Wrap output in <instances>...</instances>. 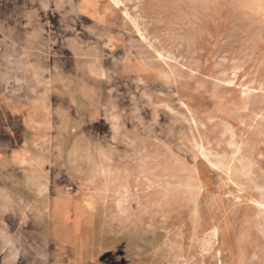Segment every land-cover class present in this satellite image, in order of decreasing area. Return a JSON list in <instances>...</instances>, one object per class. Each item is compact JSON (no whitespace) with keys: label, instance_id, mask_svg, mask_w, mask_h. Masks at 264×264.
Segmentation results:
<instances>
[{"label":"rangeland","instance_id":"obj_1","mask_svg":"<svg viewBox=\"0 0 264 264\" xmlns=\"http://www.w3.org/2000/svg\"><path fill=\"white\" fill-rule=\"evenodd\" d=\"M262 91L264 0H0V264H264Z\"/></svg>","mask_w":264,"mask_h":264},{"label":"bare ground","instance_id":"obj_2","mask_svg":"<svg viewBox=\"0 0 264 264\" xmlns=\"http://www.w3.org/2000/svg\"><path fill=\"white\" fill-rule=\"evenodd\" d=\"M94 1H96V0H94ZM112 1V0H111ZM115 1V0H114ZM244 3V2H243ZM246 3V2H245ZM251 4H252V2H251ZM113 5V4H112ZM247 5H249V4H247ZM258 8V7H257ZM243 9V8H242ZM106 10V9H105ZM249 10V9H248ZM254 10V9H253ZM242 13V12H241ZM256 14V13H255ZM136 21V20H135ZM259 22V21H258ZM134 26H135V24H134ZM136 27V26H135ZM137 31V30H136ZM141 33V32H140ZM142 35V34H141ZM143 37V36H142ZM177 37V36H176ZM141 38V37H140ZM147 41V40H146ZM155 42V41H154ZM147 45V44H146ZM148 46V45H147ZM159 56V55H158ZM158 58V57H157ZM162 60V59H161ZM166 60V59H165ZM162 62V61H161ZM257 88H258V86H257ZM261 88V87H260ZM251 90H253V89H251ZM263 92V91H262ZM264 93V92H263ZM259 107V106H258ZM245 110H246V108H244ZM255 109V108H254ZM243 110V109H242ZM252 111H253V109H252ZM251 111V112H252ZM247 112V111H246ZM253 114V113H252ZM251 114V115H252ZM250 115V116H251ZM254 116H255V114H254ZM258 116V115H257ZM261 117H259V119H260ZM251 119V118H250ZM253 120V119H252ZM254 120H255V117H254ZM264 120V119H263ZM258 122V121H257ZM261 122V121H260ZM263 122V121H262ZM253 123V122H252ZM263 125H264V123H263ZM227 127V126H226ZM224 131V130H223ZM248 131V130H247ZM227 132V131H226ZM250 132V131H249ZM249 132H247V133H249ZM226 134V133H225ZM257 136V135H256ZM228 137V136H227ZM258 138V137H257ZM255 139V138H254ZM253 139V140H254ZM201 141V140H200ZM263 141V140H262ZM195 142V141H194ZM206 142V141H205ZM255 142H256V140H255ZM240 143V142H239ZM242 143V142H241ZM196 146V145H195ZM235 146V145H234ZM241 146V145H240ZM247 146V145H246ZM209 147V146H208ZM245 147V146H244ZM250 147V146H249ZM234 150H235V148H234ZM252 150V149H251ZM215 152V151H214ZM203 153V152H202ZM236 153V152H235ZM255 153V152H254ZM253 153V154H254ZM259 153V152H258ZM204 154V153H203ZM208 154H209V152H208ZM251 154V153H250ZM216 155V154H215ZM239 155H240V153H239ZM227 156H229V155H227ZM241 156V155H240ZM258 156V155H257ZM201 157H202V155H201ZM215 157V156H214ZM231 157V156H230ZM242 157V156H241ZM216 159H217V157H215ZM224 157H222V159H223ZM234 158V157H233ZM236 158V157H235ZM242 158H244V157H242ZM255 158V157H254ZM257 158V157H256ZM207 159V158H206ZM231 159V158H230ZM230 161V160H229ZM216 162V161H215ZM231 162V161H230ZM237 162V161H236ZM210 163V162H209ZM212 163H214V162H212ZM216 164V163H215ZM221 164V163H220ZM220 164H217L218 166L220 165ZM240 164V163H239ZM225 165V164H224ZM229 165H230V163H229ZM241 165H242V163H241ZM216 166V165H215ZM222 167V166H221ZM173 168V167H172ZM226 168V167H225ZM225 168H223L224 170H225ZM228 168V167H227ZM218 169V168H217ZM249 169V168H248ZM243 170H245V169H243ZM261 170V169H260ZM225 172H226V170H225ZM249 173V172H248ZM188 174V173H187ZM198 175V174H197ZM252 175V174H251ZM186 176V175H185ZM229 176V175H228ZM253 176V175H252ZM170 177V176H169ZM247 177V176H246ZM254 177V176H253ZM244 178V177H243ZM257 178V177H256ZM190 179H191V177H190ZM248 179V178H247ZM246 180V179H245ZM245 180H244V182H245ZM252 180V179H251ZM255 180V179H254ZM254 180H253V182H254ZM153 181V180H152ZM247 181V180H246ZM249 181V180H248ZM257 181V180H256ZM47 182V181H46ZM151 182V181H150ZM251 182V181H250ZM250 182H248V183H250ZM252 182V183H253ZM247 183V182H246ZM245 183V184H246ZM170 184H172V182L170 183ZM175 184V183H174ZM237 184H239L238 182H237ZM236 184V185H237ZM33 184H31V186H32ZM46 185H47V183H46ZM127 185V184H126ZM254 185V184H253ZM175 186V185H174ZM196 186V185H195ZM239 186V185H238ZM256 186V185H255ZM259 186V185H258ZM257 186V187H258ZM35 187V186H34ZM127 187V186H126ZM125 187V188H126ZM166 187V186H165ZM177 187V186H176ZM247 187V186H246ZM253 187V186H252ZM178 188H180V186L178 187ZM196 188H198V186L196 187ZM239 188V187H238ZM34 189V188H33ZM40 189V188H39ZM117 189H119V188H117ZM121 189V188H120ZM164 189V188H163ZM162 189V190H163ZM183 189H185V185H184V188ZM192 189V188H191ZM38 190V189H37ZM45 190V189H44ZM170 190V189H169ZM177 190V189H176ZM179 190V189H178ZM186 190V189H185ZM184 190V191H185ZM200 190H201V188H200ZM118 191V190H117ZM123 191H124V189H123ZM132 191V190H131ZM165 192H166V190H165ZM180 192V191H179ZM39 193V192H38ZM125 193H127L126 191H125ZM133 193V192H132ZM41 194H43V193H41ZM117 194V193H116ZM166 194H167V192H166ZM166 194H165V197H166ZM40 195V194H39ZM123 195V194H122ZM125 195V194H124ZM164 195V194H163ZM179 195V194H178ZM181 195H182V193H181ZM196 195V194H195ZM116 196V195H115ZM126 196V195H125ZM36 197V196H35ZM41 198H42V196H40ZM169 197V196H168ZM178 197V196H177ZM36 199V198H35ZM118 199V198H117ZM125 199V198H124ZM135 200H137V198L135 199ZM166 200V199H165ZM33 201V200H32ZM38 201V200H37ZM45 201H47V200H45ZM40 202V201H39ZM117 202H118V200H117ZM43 203V202H42ZM42 203H41V205H42ZM45 203V202H44ZM137 203V202H136ZM36 205V204H35ZM38 205V204H37ZM46 205H47V202H46ZM125 206V205H124ZM48 207V206H47ZM118 208V207H117ZM164 208V207H163ZM48 209V208H47ZM129 210V209H128ZM134 210H136V208L134 209ZM161 210V209H160ZM124 212V211H123ZM139 213V212H138ZM141 213V212H140ZM195 213V212H194ZM129 214V213H128ZM47 215V214H46ZM138 215V214H137ZM136 215V216H137ZM142 216H143V214H142ZM131 217V216H130ZM125 221H126V219H125ZM123 222V221H122ZM149 225H151V224H149ZM128 228V227H127ZM129 229V228H128ZM150 230H151V227H150ZM175 230V229H174ZM193 230V229H192ZM215 231V230H214ZM143 232V231H142ZM150 232V231H149ZM148 232V233H149ZM159 233V232H158ZM128 234V233H127ZM125 235V234H124ZM166 235V234H165ZM164 235V236H165ZM172 235V234H171ZM215 235V234H214ZM173 236H175V235H173ZM179 236H180V234H179ZM121 237V236H120ZM116 238V237H115ZM150 238H153V237H150ZM161 238V237H160ZM214 238V237H213ZM176 239V238H175ZM137 240V239H136ZM182 240V239H181ZM146 241V240H145ZM163 241V240H162ZM212 241V240H211ZM136 243V242H135ZM139 243H141V242H139ZM145 243H147V242H145ZM169 243V242H168ZM167 243V244H168ZM172 243V242H171ZM148 244V243H147ZM146 244V245H147ZM187 244V243H186ZM154 245V244H153ZM180 245V244H179ZM151 247V246H150ZM174 247H175V245H174ZM180 247V246H179ZM201 247V246H200ZM209 247V246H208ZM134 248V247H133ZM178 249V248H177ZM207 248H205V250H206ZM150 250H152V248L150 249ZM199 250V249H198ZM149 251V250H148ZM147 251V252H148ZM200 251V250H199ZM104 252V251H103ZM179 252V251H178ZM204 252V251H203ZM98 253V252H97ZM163 254V253H162ZM176 255V254H175ZM181 255H183V254H181ZM180 256V255H179ZM178 256V257H179ZM173 257V256H172ZM182 257V256H181ZM133 258V257H132ZM149 258V257H148ZM147 258V259H148ZM180 258V257H179ZM162 260V259H161ZM170 260V259H169ZM174 260V259H173ZM177 260V259H176ZM175 260V261H176ZM172 262V261H171ZM168 263V262H167ZM166 263V264H167Z\"/></svg>","mask_w":264,"mask_h":264}]
</instances>
